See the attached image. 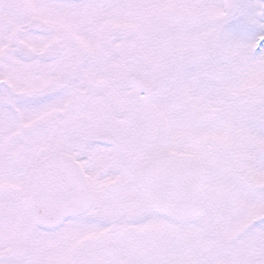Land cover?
I'll return each mask as SVG.
<instances>
[{"label": "snow or ice", "instance_id": "snow-or-ice-1", "mask_svg": "<svg viewBox=\"0 0 264 264\" xmlns=\"http://www.w3.org/2000/svg\"><path fill=\"white\" fill-rule=\"evenodd\" d=\"M0 264H264V0H0Z\"/></svg>", "mask_w": 264, "mask_h": 264}]
</instances>
